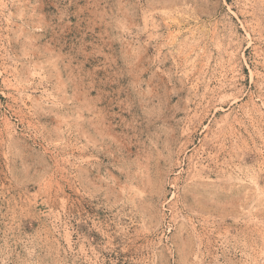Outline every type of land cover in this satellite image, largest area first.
I'll list each match as a JSON object with an SVG mask.
<instances>
[{
  "label": "rangeland",
  "instance_id": "rangeland-1",
  "mask_svg": "<svg viewBox=\"0 0 264 264\" xmlns=\"http://www.w3.org/2000/svg\"><path fill=\"white\" fill-rule=\"evenodd\" d=\"M0 264H264V0H0Z\"/></svg>",
  "mask_w": 264,
  "mask_h": 264
}]
</instances>
